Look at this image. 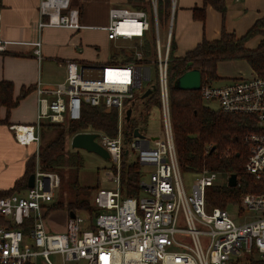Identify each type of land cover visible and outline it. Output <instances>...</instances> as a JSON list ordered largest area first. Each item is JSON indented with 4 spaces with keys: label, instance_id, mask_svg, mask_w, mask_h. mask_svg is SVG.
Returning a JSON list of instances; mask_svg holds the SVG:
<instances>
[{
    "label": "built area",
    "instance_id": "2783aa9c",
    "mask_svg": "<svg viewBox=\"0 0 264 264\" xmlns=\"http://www.w3.org/2000/svg\"><path fill=\"white\" fill-rule=\"evenodd\" d=\"M148 1L152 15L142 8L110 7L108 23L102 30L109 41L121 39L141 46L153 28L154 58L139 62L143 53L134 45L133 58L126 62L93 66L68 60L62 82L54 87L36 84L35 123L10 126L20 144L36 148L34 185L0 197V217L4 221L0 223V264H245L251 255L264 260V188L243 193L237 202L230 203L236 208L233 216L226 207L208 208L206 204L205 190L216 184L218 172L201 170L192 173L190 184L184 182L174 142L167 80L175 0H171L167 37L162 46L157 0ZM70 3L71 0H39V28H83L79 12ZM5 46L0 33V51ZM34 46V54L41 57L40 41ZM151 64L162 134L154 139L133 136L129 142L128 149L140 163L142 177L139 194L128 196L120 187L125 148L122 123L125 110L136 100V91L143 81L151 79ZM155 84L148 85L143 93L155 88ZM198 90L201 99L215 103L217 109L254 116L255 130L246 137L249 151L245 170L264 186V77L252 73L223 84L201 83ZM84 103L113 108L118 113L116 135L96 132L95 138L115 166V172L107 173L115 186L94 192L91 203L98 212L92 218L73 210L74 216L68 212L63 230L49 231L45 212L55 197L60 177L56 171L42 170L38 162L40 125L78 120ZM244 210L256 212L254 218L236 223Z\"/></svg>",
    "mask_w": 264,
    "mask_h": 264
},
{
    "label": "trees",
    "instance_id": "16d2710c",
    "mask_svg": "<svg viewBox=\"0 0 264 264\" xmlns=\"http://www.w3.org/2000/svg\"><path fill=\"white\" fill-rule=\"evenodd\" d=\"M144 1V0H138ZM202 8H193V17L204 20V7L209 4L225 15L224 0H202ZM146 5L138 4L136 8L149 11L152 15L150 2ZM171 0H157L156 11L159 29L168 25L170 18ZM152 18V16H151ZM261 36L255 48H249L246 43L254 37ZM130 50L120 49L111 53L108 62H126L133 58L134 48L142 51L143 59L139 62H148L154 58L155 37L153 28L148 37L143 39L141 46L132 43ZM176 42L170 39L169 59L167 64V80L169 88V102L174 142L177 150L179 166L183 173H196L201 170H209L225 175H236V185L228 186L226 183H216L205 190V201L208 208H225L227 204L235 203L241 194L250 191L263 190L264 186L256 183L245 170V162L249 147L246 137L255 130V118L250 114L225 112L220 109H212L204 104L199 90L178 89L173 86L174 80L190 69H198L201 74V83L219 80L217 66L226 60H240L247 62L252 73L264 77V17L258 18L254 24L242 36H236L234 32H228L222 28L218 39L202 40L193 49L183 55L176 56L174 51ZM155 84V83H154ZM148 94L146 104H158L157 84ZM25 93L22 92L20 97ZM17 100L12 99V84L9 81H0V103L9 110L15 106ZM132 116V114H131ZM118 126V113L115 109L90 106L83 104L81 117L78 120H69L63 124L43 123L40 125V140L38 146V162L42 170L60 172L67 163L69 166L79 168L82 166V158L79 154H69L65 150L67 138L79 132H103L115 136ZM137 127L135 120L122 123V132L125 148L120 164V187L124 195L137 196L140 192L139 182L142 177L141 165L135 159L128 160L130 153L128 144L133 137V130ZM139 129V128H138ZM127 152V153H126ZM35 155L28 159L24 177L14 186L0 193L1 196L10 195L27 189V178L34 172ZM110 171L115 172V166L110 163ZM69 191L64 198L57 202L52 201L46 211L60 209L64 205L67 210H79L92 218L97 210L90 203L87 192L89 188L81 187L78 183L77 173L71 175ZM46 214V212H45ZM0 223H4L0 217ZM26 232V230H25ZM25 264H33L26 262ZM245 264H264V260L257 259L253 255L247 258Z\"/></svg>",
    "mask_w": 264,
    "mask_h": 264
},
{
    "label": "crops",
    "instance_id": "0c3cea01",
    "mask_svg": "<svg viewBox=\"0 0 264 264\" xmlns=\"http://www.w3.org/2000/svg\"><path fill=\"white\" fill-rule=\"evenodd\" d=\"M38 3L39 0H0V33L2 40L6 41L5 49L0 51V81H9L12 99H18L9 113L0 103V193L11 189L24 177L27 161L32 154L35 155V146L20 144L10 126L35 123L38 111L36 84L40 82L44 87H54L62 82L68 60L93 66L107 63L111 54L106 47L114 41L106 38L102 27L108 23L109 8H136L147 2L71 0V8L79 12V21L83 25L76 31L59 27L39 28ZM224 3V16L207 4L202 21L193 17V8H202V0H175L171 37L176 42V56L193 49L202 40L218 39L223 27L242 36L258 18L264 17V0H224ZM260 39L261 36H254L246 45L255 48ZM36 41H40L41 57L34 54ZM220 63L217 73L219 79H223L218 70ZM22 92L25 94L20 97Z\"/></svg>",
    "mask_w": 264,
    "mask_h": 264
},
{
    "label": "rangeland",
    "instance_id": "374dc122",
    "mask_svg": "<svg viewBox=\"0 0 264 264\" xmlns=\"http://www.w3.org/2000/svg\"><path fill=\"white\" fill-rule=\"evenodd\" d=\"M160 42L161 46L164 44L166 37H167V26L160 29ZM113 43V44H112ZM109 46L107 45L106 49L109 50L110 54L114 52H119L120 49L130 50L132 47L133 41H122L118 39L112 42ZM219 73L224 77L223 79H219L218 82L223 84L227 82L229 79L238 76H249L252 73L250 72L249 66L247 62L243 59L240 60H226L220 63L219 65ZM229 78V79H228ZM156 82L155 70L153 65L151 64V79L149 81H143L142 87L136 91V100L131 104L132 108V116L131 120H135L137 123V127L139 131L145 137L151 136H160L161 132V118H160V111L158 104H152L148 106L146 104V99L142 98L143 89L147 88L148 85ZM206 106L212 109H216L217 105L213 102L206 101L204 102ZM70 139L67 138L65 143V150L69 154L77 153L82 158V166L78 169L72 166H69L67 163L60 169L58 172L60 177V184L59 187L56 189L55 197L53 199L54 202H57L61 198H64L68 193L69 181L72 179L71 175L77 173L78 183L81 187L89 188V192H87V197L92 202V198L94 192L98 188H114L115 183L112 179H109L107 173L110 172L109 166L110 161L101 158L99 155L87 151L82 148H73L70 144ZM128 160L133 159L135 160V155L133 153H129L127 156ZM147 176H144L146 179ZM183 179L186 185L190 184L193 180L192 173H183ZM227 178L225 175L220 173L217 174L215 179V183H226ZM226 208L230 213H233L235 216V207L227 204ZM69 210L64 205L60 209H52V211H46V218L45 222L49 225V231H61L64 229L66 218L68 215ZM80 212L83 216L89 217L87 214ZM236 213V212H235ZM256 212L251 210H244L241 212V217L239 219H235L236 223H244L250 219L254 218ZM53 258V257H52ZM69 264H85L84 261L79 262H71Z\"/></svg>",
    "mask_w": 264,
    "mask_h": 264
},
{
    "label": "water",
    "instance_id": "95a60500",
    "mask_svg": "<svg viewBox=\"0 0 264 264\" xmlns=\"http://www.w3.org/2000/svg\"><path fill=\"white\" fill-rule=\"evenodd\" d=\"M201 84V74L200 71L196 68L190 69L184 72L182 75L177 77L174 82L173 86L178 89H185V90H197L200 88ZM152 90L150 88L146 89L142 94V98L146 97L150 94ZM132 114L131 106L125 110V121H129ZM133 136L136 138H144V135L139 131L138 128H134ZM97 137L96 132H79L71 136L70 144L73 148H82L87 151L93 152L99 155L101 158L109 160V154L102 147L95 138ZM152 139L157 138V136L151 137ZM27 187H33L34 185V173H31L27 178ZM227 184L230 187H234L236 185V175L230 174L227 180ZM70 217L74 216V213L70 211Z\"/></svg>",
    "mask_w": 264,
    "mask_h": 264
}]
</instances>
